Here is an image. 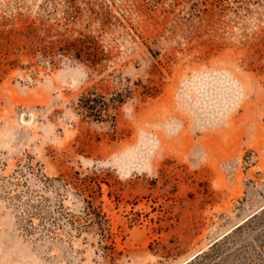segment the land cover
Listing matches in <instances>:
<instances>
[{"label": "rangeland", "instance_id": "1", "mask_svg": "<svg viewBox=\"0 0 264 264\" xmlns=\"http://www.w3.org/2000/svg\"><path fill=\"white\" fill-rule=\"evenodd\" d=\"M263 208L264 0H0V264H186Z\"/></svg>", "mask_w": 264, "mask_h": 264}, {"label": "trees", "instance_id": "2", "mask_svg": "<svg viewBox=\"0 0 264 264\" xmlns=\"http://www.w3.org/2000/svg\"><path fill=\"white\" fill-rule=\"evenodd\" d=\"M87 39L79 38L76 40L78 42L77 44L82 45V47H79L77 45V52L80 56L84 55L87 52H83L84 48H88V44H85ZM88 42L90 44H93L95 42V39L89 38ZM88 52L89 55L93 56L94 59L98 56L97 54H94L91 50ZM96 63V61L94 60ZM130 95H133L132 90H130ZM96 95V94H95ZM93 93H88L83 95L81 98V106L82 108L88 113V116L93 117L97 121H103L104 119H116V113L119 108L126 103L129 94H117L115 97L107 98L105 95H102L101 97L95 96ZM87 201V207L85 208V211L88 215L93 217L92 219L97 221L98 225L103 228V230L107 231L109 230L108 225V219H106V216L101 210H98V207H94L92 205V202L89 200ZM254 225L256 228L263 227V233H264V208L259 211L258 213L254 214L250 218H248L244 223L237 226L235 229H233L230 233L226 234L219 240H217L208 250L203 251L202 253L195 256L192 260L187 262L186 264H222L224 260L227 257V253L231 247V242L234 240V236L243 230L244 228ZM264 235V234H263ZM105 242L104 245H102L104 252L107 256L114 257L115 251L112 252L111 250L114 249L113 247V241L110 240L111 236L110 233L107 234L105 232L104 234Z\"/></svg>", "mask_w": 264, "mask_h": 264}, {"label": "water", "instance_id": "3", "mask_svg": "<svg viewBox=\"0 0 264 264\" xmlns=\"http://www.w3.org/2000/svg\"><path fill=\"white\" fill-rule=\"evenodd\" d=\"M200 252H201V251H200ZM200 252H198L197 254H199ZM197 254H195V255H197ZM195 255H194V256H195Z\"/></svg>", "mask_w": 264, "mask_h": 264}]
</instances>
